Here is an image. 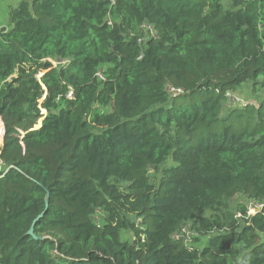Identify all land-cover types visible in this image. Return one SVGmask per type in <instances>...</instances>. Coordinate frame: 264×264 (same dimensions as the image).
<instances>
[{"label": "trees", "instance_id": "16d2710c", "mask_svg": "<svg viewBox=\"0 0 264 264\" xmlns=\"http://www.w3.org/2000/svg\"><path fill=\"white\" fill-rule=\"evenodd\" d=\"M8 17L0 264H264V208L231 204L264 202V0H23ZM244 87L257 108L229 104Z\"/></svg>", "mask_w": 264, "mask_h": 264}, {"label": "rangeland", "instance_id": "374dc122", "mask_svg": "<svg viewBox=\"0 0 264 264\" xmlns=\"http://www.w3.org/2000/svg\"><path fill=\"white\" fill-rule=\"evenodd\" d=\"M23 0H0V28H4L6 29L8 26H9V10L11 7H15L19 2H21ZM41 77V74L37 75V79H40ZM234 93V97H236L237 99L240 100V102H238L240 105H244V104H252L255 108H257L260 104V102L262 100H260L261 98V94L260 93H257V94H251V92L248 90L247 87H244V88H241V89H238L237 91L235 92H232ZM236 105V104H234ZM264 111V109L262 110ZM41 113L43 115H45V111L42 112L41 110ZM168 162H171L170 160ZM1 162H0V167H1ZM168 164V163H167ZM150 175H152L151 173H149ZM231 204L234 206V205H237V204H244V205H249V202H246L242 197L240 196H236L232 199L231 201ZM194 237H197V235L194 233V232H191L189 230V239L190 238H194ZM121 239L122 240H129L131 239V234L129 233H122L121 234ZM203 238L200 239L199 242L195 243V246H199L200 244L203 243Z\"/></svg>", "mask_w": 264, "mask_h": 264}, {"label": "built area", "instance_id": "2783aa9c", "mask_svg": "<svg viewBox=\"0 0 264 264\" xmlns=\"http://www.w3.org/2000/svg\"><path fill=\"white\" fill-rule=\"evenodd\" d=\"M111 3H114V0H110ZM146 32H147V36L150 37V38H155L156 37V33L154 31V29L150 26H143L142 27ZM141 42V39L139 40ZM65 62H52L53 65L55 64H64ZM96 76L98 79L100 80H104L103 78V75L101 74V72H97L96 73ZM169 91L171 93H180V90H174L173 88H170ZM67 97H71V92L69 91V93L67 94ZM227 97H228V101H229V104L231 105H240L238 102H240L239 99H237L236 97H234L233 95H229L227 94ZM241 106V105H240ZM1 169V167H0ZM246 202H249V205L247 207V205H245L246 209H247V214L248 215H255L256 213L258 212H261L262 209L264 208V202H256V201H251V200H247V199H244ZM173 239L175 240H178V239H181V238H185L187 239V241L189 240V230H188V227H183L180 231V233L178 234H174L172 236ZM185 243V242H184Z\"/></svg>", "mask_w": 264, "mask_h": 264}, {"label": "water", "instance_id": "95a60500", "mask_svg": "<svg viewBox=\"0 0 264 264\" xmlns=\"http://www.w3.org/2000/svg\"><path fill=\"white\" fill-rule=\"evenodd\" d=\"M2 30H4V28H3ZM47 201H48V194H46V196H45V200H44V202H45V206H47ZM42 216H43V213H42V214H39L38 217L32 222V224H31V226H30V228H29V230H28V232H27V235H28V236H31V237H33L34 239H40L39 237H37V236H35V235L33 234V229H34V226L36 225L37 221H38Z\"/></svg>", "mask_w": 264, "mask_h": 264}]
</instances>
